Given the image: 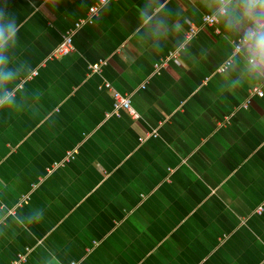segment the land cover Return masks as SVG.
<instances>
[{"label": "crops", "instance_id": "1", "mask_svg": "<svg viewBox=\"0 0 264 264\" xmlns=\"http://www.w3.org/2000/svg\"><path fill=\"white\" fill-rule=\"evenodd\" d=\"M94 1L0 0V31L16 29L0 48V264H264V68L234 50L264 9L227 0L201 28L221 0H112L44 62ZM106 81L139 118L107 116Z\"/></svg>", "mask_w": 264, "mask_h": 264}, {"label": "built area", "instance_id": "2", "mask_svg": "<svg viewBox=\"0 0 264 264\" xmlns=\"http://www.w3.org/2000/svg\"><path fill=\"white\" fill-rule=\"evenodd\" d=\"M112 0H95L94 3L89 7L88 12L85 17L80 18L77 20L72 27L67 28L61 36L60 43L56 46V48L48 54V56L45 58V61L55 59L59 56L69 54L75 49L74 46V36L76 32L85 24L87 23H93L95 18L99 15L100 10L105 6L108 2ZM227 13V0H221V6L218 9V12H212V13H205L202 18V26L201 28L206 27H212L216 26L220 21L219 14H225ZM199 31V27L195 26L194 24H191L188 31L186 32V40L191 39L197 32ZM248 41L246 40V36L238 38V40L235 42V52H240L245 45H247ZM184 46H180L179 49L171 51L168 56L163 59L160 62H157L155 64V72H158L164 68H167L169 61L171 59H175L179 55V51ZM42 62V64L44 63ZM107 63V60H100L98 62L91 63L89 65V69L91 72H100L103 68V66ZM232 63L231 59H228L225 63H223L218 71L224 72L229 65ZM39 73V69L36 68L30 72L28 76L23 78V80L19 83L17 88H21L26 80H29L36 76ZM105 88H107L112 96H113V110L112 112L107 113V116L111 114L120 115L122 111L128 112L133 118H139L140 114L137 112V110L134 108L132 104V95L131 93H122L119 92L114 86L106 81L103 85ZM145 84L142 85L144 87ZM251 97L253 96H264V80L256 84L251 89ZM14 94V90L10 91L8 95ZM251 103V98H249L243 105L245 107L249 106ZM157 135V129H154L152 131L145 132L141 137L140 141L143 142L147 138H150L151 136ZM76 150H69L66 152L65 157L59 161L52 164L49 172H52L53 169L57 168L58 166H61L65 163L70 162L76 154ZM33 187H36V184H33ZM30 199V193L23 195L20 200L17 202V207L21 206L25 203H27ZM10 214L15 213V208H11L9 210ZM255 213L258 215L264 214V200H262L257 207L255 208ZM27 259V254H21L19 255V259L17 261V264L23 263ZM75 264V262H73Z\"/></svg>", "mask_w": 264, "mask_h": 264}, {"label": "clouds", "instance_id": "3", "mask_svg": "<svg viewBox=\"0 0 264 264\" xmlns=\"http://www.w3.org/2000/svg\"><path fill=\"white\" fill-rule=\"evenodd\" d=\"M248 12L251 13L252 8L257 4L264 9V0H245ZM261 15L264 16V11L261 12ZM15 26L9 25L7 37L4 31H0V48L3 47L7 38L15 35ZM246 40L250 45L251 60L253 67L264 68V23H259L255 30H251L246 34ZM4 63L3 57H0V64ZM12 78V73L4 74L0 71V82L10 80ZM3 101L0 100V104Z\"/></svg>", "mask_w": 264, "mask_h": 264}]
</instances>
